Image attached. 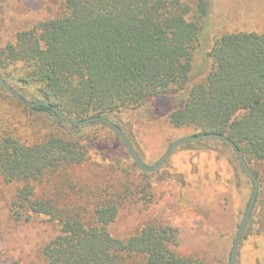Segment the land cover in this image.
I'll list each match as a JSON object with an SVG mask.
<instances>
[{
    "label": "trees",
    "instance_id": "obj_1",
    "mask_svg": "<svg viewBox=\"0 0 264 264\" xmlns=\"http://www.w3.org/2000/svg\"><path fill=\"white\" fill-rule=\"evenodd\" d=\"M209 20V0H65L59 16L18 32L0 49V78L25 99L29 92L35 101L49 102L26 109L54 123L40 140L23 143L5 106L7 99L23 103L0 85V175L6 183H22L11 216L21 221L43 215L59 229L42 248L45 264H208L179 255L178 231L168 224L149 222L127 239L112 236L109 227L132 196L128 174L79 189L84 207H60L36 195L34 183L89 159L90 144L77 133L84 127L66 122L52 107L73 119L113 121L148 100L181 95L185 99L168 114L170 124L194 134L226 135L264 196V176L252 168L264 164V31L214 39L200 74L195 57ZM96 125L107 128L89 126ZM215 143L227 145L195 142Z\"/></svg>",
    "mask_w": 264,
    "mask_h": 264
},
{
    "label": "rangeland",
    "instance_id": "obj_2",
    "mask_svg": "<svg viewBox=\"0 0 264 264\" xmlns=\"http://www.w3.org/2000/svg\"><path fill=\"white\" fill-rule=\"evenodd\" d=\"M64 2L0 0V49L14 42L18 32L59 16ZM209 7V31L195 57L200 74L214 39L234 32L264 31V0H209ZM12 71L21 73L18 69ZM25 95L28 101L36 99L29 92ZM184 99L181 95L161 96L137 110H125L112 117L147 165L156 163L172 142L195 135L191 130L175 128L168 119ZM5 106L16 118L12 132L23 143L32 144L55 129L51 127L52 118L38 117L24 104L7 99ZM89 125L77 132L90 144L88 161L34 183L37 196L50 198L60 207H84L87 200L79 189L84 192L87 186L110 177L126 178L128 174L132 196L109 227L113 237L127 239L149 222L168 224L178 231L174 250L179 255L202 257L208 264H230L232 247L254 190L231 147L190 142L175 149L159 169L146 172L135 164L110 129ZM252 168L264 176V164H252ZM21 187L22 183H6L0 175V264H45L42 248L57 237L59 229L43 215L21 221L12 218L11 204ZM261 190L260 187L236 264H264Z\"/></svg>",
    "mask_w": 264,
    "mask_h": 264
},
{
    "label": "water",
    "instance_id": "obj_3",
    "mask_svg": "<svg viewBox=\"0 0 264 264\" xmlns=\"http://www.w3.org/2000/svg\"><path fill=\"white\" fill-rule=\"evenodd\" d=\"M0 85L10 94L12 95L16 100L20 101L24 105L28 107H34L37 105H49V102L44 100H38V101H28L24 97H22L7 81L0 78ZM54 111L66 122L79 125V126H86L92 123H101L105 125L108 129H110L124 144L127 151L131 155L133 161L137 166H139L143 171L146 172H154L157 169H159L171 156L173 151L177 148H179L182 145H185L190 142H196V141H202V140H218L226 143L227 145L231 146L237 155L238 161L240 165L243 167L244 171L247 173V175L250 177V179L253 182L254 190L252 193V196L250 198L247 210L245 212L243 221L239 227L236 239L234 241L232 251H231V257H230V264H236L237 257H238V251L240 247L241 240L243 238V235L245 233V230L247 228L250 216L252 214V211L254 209L259 191H260V182L254 172L251 170L250 166L248 165L247 161L245 160L243 154L241 151L235 146V144L226 136L221 133H203V134H195L183 137L182 139L176 140L170 144L167 151L164 153V155L153 165H147L144 160L140 157L138 152L136 151L135 147L133 146L130 139L127 137L125 132L122 130L121 127H119L116 123L111 121L110 119L103 117V116H93L86 119L78 120L69 118L66 115H64L57 107H52Z\"/></svg>",
    "mask_w": 264,
    "mask_h": 264
}]
</instances>
